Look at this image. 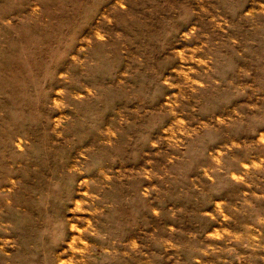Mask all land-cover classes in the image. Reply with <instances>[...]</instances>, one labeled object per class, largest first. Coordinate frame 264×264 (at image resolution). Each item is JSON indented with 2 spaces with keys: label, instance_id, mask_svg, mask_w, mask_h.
Returning a JSON list of instances; mask_svg holds the SVG:
<instances>
[{
  "label": "rangeland",
  "instance_id": "rangeland-1",
  "mask_svg": "<svg viewBox=\"0 0 264 264\" xmlns=\"http://www.w3.org/2000/svg\"><path fill=\"white\" fill-rule=\"evenodd\" d=\"M0 264H264V0H0Z\"/></svg>",
  "mask_w": 264,
  "mask_h": 264
}]
</instances>
